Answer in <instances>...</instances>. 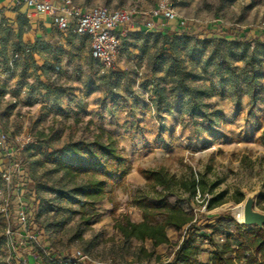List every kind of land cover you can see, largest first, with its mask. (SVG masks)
<instances>
[{"label": "rangeland", "instance_id": "rangeland-1", "mask_svg": "<svg viewBox=\"0 0 264 264\" xmlns=\"http://www.w3.org/2000/svg\"><path fill=\"white\" fill-rule=\"evenodd\" d=\"M72 2L82 9L122 7L146 16L163 2L176 20L131 31L109 69L89 56L88 37L70 32L14 44L10 57L1 58L0 264H16V256L21 260L17 264L27 263L28 252L63 257L75 249L88 255L89 264L153 263L139 250L153 249L149 240H125L113 227L120 214L139 218L134 197L156 198L139 167H163L177 178L201 179L203 191L196 195L181 189L165 194L171 203L213 218L214 228L205 232L217 243L234 222L241 223L237 215L246 197L252 196L254 209L264 213V146L257 140L264 125V0ZM179 21L183 25L177 27ZM227 32L240 33L243 42L224 41ZM250 38L263 44H245ZM251 62L257 75L253 88L247 81ZM178 70L193 75L184 76L187 85L210 94L201 98L207 106L190 119L187 97L173 88ZM98 127L116 137L132 171L111 196L86 207L82 216L77 202L54 192L61 174L47 155L56 150L65 159L63 144L90 140ZM28 135L31 141L21 146ZM218 193L222 203L208 208ZM20 209L27 212L29 224L17 221ZM167 235L170 242L154 248L161 260L169 257L182 232L168 228ZM199 254L205 260L209 252L201 248Z\"/></svg>", "mask_w": 264, "mask_h": 264}, {"label": "trees", "instance_id": "trees-1", "mask_svg": "<svg viewBox=\"0 0 264 264\" xmlns=\"http://www.w3.org/2000/svg\"><path fill=\"white\" fill-rule=\"evenodd\" d=\"M139 31L141 32L142 28ZM241 36L240 33L227 32L222 35V39L226 42H243L239 41ZM250 41L261 43L251 38L244 43L247 44ZM221 66V62H218L219 76L223 75ZM248 72L247 81L250 88H253L257 75L252 62L249 63ZM176 74L177 79L173 88L178 92V96L187 97L188 118H193L196 110L207 106L201 98H207L210 94L208 89L202 90L185 83L184 76H193L191 73L185 74L178 70ZM229 74L237 77L232 69H229ZM235 84L237 86L236 82ZM156 95L158 99L161 96L158 92ZM165 110L168 111V108L166 107ZM262 111L264 115V103ZM209 115L210 113H207V116ZM257 140L264 146V125ZM60 150L62 155L66 156L65 159L56 155V150L47 155L53 170L61 174L53 190L59 198L77 202L79 204L77 212L82 216L85 214L86 207L93 208L96 203L111 196L115 188L120 187L132 171L131 162L119 146L116 137L102 127L97 128L90 140L69 142L63 144ZM137 171L144 179V185L156 194V198L134 197L132 202L140 210L141 219L136 222L127 214H120L114 219L113 227L125 240L151 242L153 249L147 250L140 247L139 250L146 258H153L154 262L140 264H264V225L262 227L246 226L243 223L234 222L233 228L221 237L220 243H217L205 232L206 229L214 228L215 223H211L213 218H204L201 213L193 214L181 204L171 203L165 194L172 189H181L190 195H196L199 191H203L201 179L177 178L170 175L163 167L156 169L139 167ZM241 199L242 196L239 201ZM220 203H222L221 193H218L211 196L207 207L212 208ZM168 228L181 231L182 235L169 257L161 260V257L155 254L154 248L170 242L167 235ZM201 248H206L209 252L207 261L199 259ZM59 257H61L60 254L56 253V256L51 255L49 258L52 263L58 264Z\"/></svg>", "mask_w": 264, "mask_h": 264}, {"label": "built area", "instance_id": "built-area-1", "mask_svg": "<svg viewBox=\"0 0 264 264\" xmlns=\"http://www.w3.org/2000/svg\"><path fill=\"white\" fill-rule=\"evenodd\" d=\"M22 1L34 12L49 16L57 30L88 37L90 56L106 68L112 67L116 62L121 41L131 32L130 28L150 30L159 21L169 22L176 19L174 10L163 2L146 16L136 15L133 11L122 7L109 9L94 5L82 9L76 7L72 0H57L58 4H55L53 0ZM180 25H183V21L176 23L177 27ZM30 141L31 137L28 135L21 139L20 145L23 146ZM3 142V137L0 135V143ZM17 221L20 225H26L31 222V219L26 211L20 209L17 212ZM89 262L88 255L79 249L57 259L58 264H89Z\"/></svg>", "mask_w": 264, "mask_h": 264}, {"label": "crops", "instance_id": "crops-1", "mask_svg": "<svg viewBox=\"0 0 264 264\" xmlns=\"http://www.w3.org/2000/svg\"><path fill=\"white\" fill-rule=\"evenodd\" d=\"M55 4H58L57 0H53ZM139 28L132 27L130 30L137 31ZM58 32L60 34H66L56 29L52 24L51 18L44 14H39L29 9L22 0H0V60L2 57H10V48L17 43L20 45H29L35 41L49 40ZM131 33V32H130ZM141 217L136 222L139 221ZM23 228V227H22ZM20 227V230L22 229ZM23 232V231H22ZM21 234V237L26 238V233ZM29 250V248H25ZM42 256L37 254H29L27 260L29 264L40 263V260L49 258L51 255L46 251H43ZM20 258L16 256L13 260L18 263ZM41 260V263H44ZM205 259L204 261H207ZM21 261V260H20ZM46 261V259H45Z\"/></svg>", "mask_w": 264, "mask_h": 264}, {"label": "water", "instance_id": "water-1", "mask_svg": "<svg viewBox=\"0 0 264 264\" xmlns=\"http://www.w3.org/2000/svg\"><path fill=\"white\" fill-rule=\"evenodd\" d=\"M242 221L246 226H258L264 225V213L254 209V201L252 196L246 197L242 204L241 209Z\"/></svg>", "mask_w": 264, "mask_h": 264}, {"label": "bare ground", "instance_id": "bare-ground-1", "mask_svg": "<svg viewBox=\"0 0 264 264\" xmlns=\"http://www.w3.org/2000/svg\"><path fill=\"white\" fill-rule=\"evenodd\" d=\"M239 211H240V210H239ZM237 213H238V212H237ZM237 220H238L239 222L242 221L241 212L238 213V215H237Z\"/></svg>", "mask_w": 264, "mask_h": 264}]
</instances>
